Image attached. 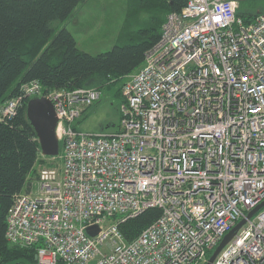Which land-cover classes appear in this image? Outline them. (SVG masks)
<instances>
[{
  "label": "built area",
  "instance_id": "2783aa9c",
  "mask_svg": "<svg viewBox=\"0 0 264 264\" xmlns=\"http://www.w3.org/2000/svg\"><path fill=\"white\" fill-rule=\"evenodd\" d=\"M237 8L238 0H187L168 13L122 84L118 129L74 126L100 99L97 86L43 93L32 79L0 102L4 120L24 97L48 96L60 141V166L38 168V191L15 194L9 242L35 246L36 264L206 262L264 200V12L245 21ZM150 206L161 215L125 240L119 223ZM213 264H264V207Z\"/></svg>",
  "mask_w": 264,
  "mask_h": 264
},
{
  "label": "trees",
  "instance_id": "16d2710c",
  "mask_svg": "<svg viewBox=\"0 0 264 264\" xmlns=\"http://www.w3.org/2000/svg\"><path fill=\"white\" fill-rule=\"evenodd\" d=\"M80 2L0 0V102L17 95L21 84L32 79H39L43 93L97 86L113 91L118 98V120L97 130L118 129L126 76L143 65L146 51L159 39L168 13L181 11L187 0H127L116 40L99 52L81 47L65 24ZM263 12L264 0H238L237 13L245 21ZM55 21L64 24L57 27ZM28 99L24 97L11 118L0 120V264H36L35 246L11 243L5 235L15 194L30 188L31 178L38 174L37 164L43 160L38 135L26 113ZM92 105L76 119V128ZM161 213L160 207L150 206L121 221L124 239L137 237ZM213 249L207 250V257Z\"/></svg>",
  "mask_w": 264,
  "mask_h": 264
},
{
  "label": "rangeland",
  "instance_id": "374dc122",
  "mask_svg": "<svg viewBox=\"0 0 264 264\" xmlns=\"http://www.w3.org/2000/svg\"><path fill=\"white\" fill-rule=\"evenodd\" d=\"M127 0H81L73 14L66 19L65 24L77 33L80 44L92 52H99L111 47L116 40L119 27L122 24ZM64 22L55 21L57 27ZM78 30V31H77ZM118 98L114 92L102 89L101 98L81 117L78 126L84 130H97L107 123L118 120ZM37 164L38 168L51 163L60 166V156L43 154ZM50 156H56L50 158ZM32 191L37 192L40 186L38 178H31ZM214 250V249H213ZM204 264V263H202Z\"/></svg>",
  "mask_w": 264,
  "mask_h": 264
},
{
  "label": "water",
  "instance_id": "95a60500",
  "mask_svg": "<svg viewBox=\"0 0 264 264\" xmlns=\"http://www.w3.org/2000/svg\"><path fill=\"white\" fill-rule=\"evenodd\" d=\"M26 113L29 121L33 125L40 142L41 152L47 155H57L60 151V141L56 132L58 117L53 101L46 95H35L28 99ZM264 207V200L247 212L245 217L240 218L235 225L229 229L215 246L205 264H213L219 251L236 234L248 218H251ZM89 231L95 233L96 226H90Z\"/></svg>",
  "mask_w": 264,
  "mask_h": 264
},
{
  "label": "crops",
  "instance_id": "0c3cea01",
  "mask_svg": "<svg viewBox=\"0 0 264 264\" xmlns=\"http://www.w3.org/2000/svg\"><path fill=\"white\" fill-rule=\"evenodd\" d=\"M78 31V30H77ZM73 32L75 33V35H76V38H77V41H78V43H79V45L81 46V47H83L81 44H80V42H79V39H78V36H77V33L73 30ZM84 48V47H83Z\"/></svg>",
  "mask_w": 264,
  "mask_h": 264
},
{
  "label": "bare ground",
  "instance_id": "6f19581e",
  "mask_svg": "<svg viewBox=\"0 0 264 264\" xmlns=\"http://www.w3.org/2000/svg\"><path fill=\"white\" fill-rule=\"evenodd\" d=\"M40 95H44V94H40ZM33 96H35V95H33ZM30 97H32V96H30ZM30 97H29V98H30ZM31 186H32V183H31ZM31 186H30V188H31Z\"/></svg>",
  "mask_w": 264,
  "mask_h": 264
},
{
  "label": "clouds",
  "instance_id": "9594fccd",
  "mask_svg": "<svg viewBox=\"0 0 264 264\" xmlns=\"http://www.w3.org/2000/svg\"><path fill=\"white\" fill-rule=\"evenodd\" d=\"M42 156V155H41ZM43 157V156H42Z\"/></svg>",
  "mask_w": 264,
  "mask_h": 264
}]
</instances>
